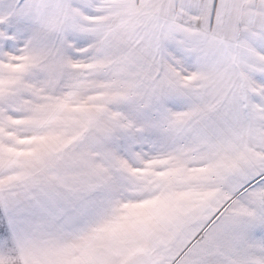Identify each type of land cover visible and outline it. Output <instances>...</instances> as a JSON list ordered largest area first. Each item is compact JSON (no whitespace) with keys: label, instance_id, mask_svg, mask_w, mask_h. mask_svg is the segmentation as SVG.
<instances>
[{"label":"rangeland","instance_id":"rangeland-1","mask_svg":"<svg viewBox=\"0 0 264 264\" xmlns=\"http://www.w3.org/2000/svg\"><path fill=\"white\" fill-rule=\"evenodd\" d=\"M21 2L0 0V264H264L259 187L239 197L202 110L134 56L86 62L112 18Z\"/></svg>","mask_w":264,"mask_h":264},{"label":"crops","instance_id":"crops-1","mask_svg":"<svg viewBox=\"0 0 264 264\" xmlns=\"http://www.w3.org/2000/svg\"><path fill=\"white\" fill-rule=\"evenodd\" d=\"M46 4L52 5L51 9L45 8ZM21 7L27 8L30 15L60 16L64 12V16L72 8L83 14L112 18L114 28L108 29L110 33L98 40L96 47L89 51L84 46L91 43L81 44L86 62L89 55L92 62H108L104 59L118 54L130 55L132 61L134 56L142 64L145 77L168 81L177 95L187 96V101L205 115L202 126L217 128L215 137L211 135L216 143L228 140L236 152L237 162L227 166L233 165L242 176L239 197L259 187L258 204L263 208L264 0H22ZM28 23L30 29H56L48 21L36 19ZM55 37L59 38V33L53 34ZM105 44L107 52L101 53ZM113 61L117 62L116 58ZM180 79L188 80L191 87H181L176 81ZM190 80L199 86H193ZM219 150L224 152L222 147ZM244 174L256 177L252 180L244 178ZM249 182L252 184L244 187ZM234 204L239 207V199H231L225 206ZM89 239L84 236L81 240L87 245ZM86 250L92 254L95 251L89 246ZM232 252L245 253L239 247ZM218 254L226 255V263L228 252ZM138 259L142 260L139 263H147L144 257L135 255L120 264Z\"/></svg>","mask_w":264,"mask_h":264}]
</instances>
